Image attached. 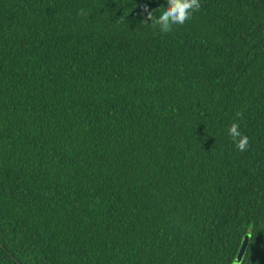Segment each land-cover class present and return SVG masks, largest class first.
Masks as SVG:
<instances>
[{
	"label": "trees",
	"instance_id": "1",
	"mask_svg": "<svg viewBox=\"0 0 264 264\" xmlns=\"http://www.w3.org/2000/svg\"><path fill=\"white\" fill-rule=\"evenodd\" d=\"M200 3L0 0V264H264V0Z\"/></svg>",
	"mask_w": 264,
	"mask_h": 264
},
{
	"label": "clouds",
	"instance_id": "2",
	"mask_svg": "<svg viewBox=\"0 0 264 264\" xmlns=\"http://www.w3.org/2000/svg\"><path fill=\"white\" fill-rule=\"evenodd\" d=\"M201 8L200 0H166V7H160L157 9L149 10L147 6L144 7V11L147 13V21L154 28L159 29L161 33H170L174 27L184 25L191 19L195 11H199ZM158 12L159 15H155ZM78 16L87 17L89 13L81 8L79 9ZM237 118H242L243 113L237 111L235 113ZM227 133L233 141L235 147L243 152L248 149L250 145L249 137L240 131L239 123L234 120L228 127ZM230 264H243L242 259H238L237 255L232 258Z\"/></svg>",
	"mask_w": 264,
	"mask_h": 264
},
{
	"label": "rangeland",
	"instance_id": "3",
	"mask_svg": "<svg viewBox=\"0 0 264 264\" xmlns=\"http://www.w3.org/2000/svg\"><path fill=\"white\" fill-rule=\"evenodd\" d=\"M247 242H248V240H247V238H245L244 239V242H243V246H242V251L245 249V247H246V245H247ZM241 254H240V257H239V259H241Z\"/></svg>",
	"mask_w": 264,
	"mask_h": 264
}]
</instances>
